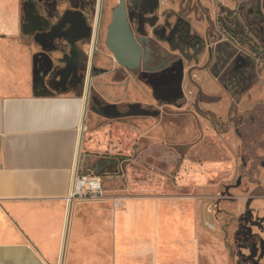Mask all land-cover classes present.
Returning a JSON list of instances; mask_svg holds the SVG:
<instances>
[{
    "label": "crops",
    "instance_id": "0c3cea01",
    "mask_svg": "<svg viewBox=\"0 0 264 264\" xmlns=\"http://www.w3.org/2000/svg\"><path fill=\"white\" fill-rule=\"evenodd\" d=\"M52 1L67 0H0V264H196L197 240L212 218L199 199L223 191L224 179L232 181L236 171L195 163L175 150L164 152L157 148L161 140L149 138L131 120V111L116 116L118 101L132 104L128 80L88 78L87 88L68 87L76 74L78 44L90 37L84 16L63 9L52 35L38 42L28 40L23 25V16L38 2L46 7ZM224 1L217 0L229 18L234 9ZM215 2L209 3L213 23L218 19ZM259 4L246 16L243 5L241 32H232L229 20L221 27V40L207 46L222 45L223 58L236 50L229 62L240 56L264 67V45L260 55L243 42L250 34L248 19H264V0ZM195 33L205 40V25ZM53 38L73 52L48 62L42 53L53 47ZM184 62L172 85H150L155 102L170 106L165 93L175 85L183 96ZM214 65L215 57L203 63L204 87L238 95L228 78L220 79L223 69L214 70ZM260 71L264 91V68ZM98 103L113 111L102 112ZM103 159L118 161L116 167L98 171L103 197L68 201L75 175H95L94 165Z\"/></svg>",
    "mask_w": 264,
    "mask_h": 264
},
{
    "label": "rangeland",
    "instance_id": "374dc122",
    "mask_svg": "<svg viewBox=\"0 0 264 264\" xmlns=\"http://www.w3.org/2000/svg\"><path fill=\"white\" fill-rule=\"evenodd\" d=\"M224 2L229 10H236L246 5L244 10V16H246L248 9H259L261 0H225ZM188 3L190 5L198 3L208 7L210 13L213 12V7L208 4L210 3L208 0H126L134 22L135 33L139 36L152 37L157 41L155 45L161 50L162 55L185 61L186 81L183 85V96H179L178 86L174 84L175 89L172 92L169 89L167 90L169 93H165L173 103L164 108L162 104L151 98L154 95L153 87L150 84L147 86L146 82L134 75L135 73L119 67L105 47L106 29L111 21L112 10L118 5V0H101L98 40L93 52L91 30L95 24L98 0L52 1L45 3L46 7L44 3L38 2L32 13L23 16V25H25L28 40L38 42L41 37L52 35L63 9L67 8L69 12H80L90 27L91 36L78 44L76 50V75L82 77V80L79 83L76 81L69 83L68 87L79 88L82 85L83 89L87 88L88 78L107 77L112 80H128L127 88L133 95L132 104L124 106L118 101L115 115L121 116L131 111V120L140 126L149 138L161 140L159 142L161 145L157 148L164 152L175 150L181 155L185 154L187 159L195 163L227 165L231 166L233 172L242 173L247 180L246 186L249 191H253V196L259 199L250 206L251 217L258 220L263 211L262 201H264V168L262 167L264 163V91H262L263 83L259 84L260 70L264 67L259 65L261 69L258 70L255 64H250L249 67L243 68L247 80L253 78V81L242 85L245 89L242 94L240 92L238 95H231L221 90L206 89L203 85L205 80L201 74L203 63L207 59L205 44L198 49L197 54L192 49L174 51L165 42L156 38L153 32L163 20H173L171 15L181 12L182 5L186 6ZM186 16L191 23L193 33L197 35L195 29H203L204 21L200 20L196 13L191 12ZM252 20L257 23L252 26L253 31L248 29L250 34L244 38L243 42L249 43L250 48L254 45L259 54V49L264 45V30L261 31L258 24L264 19L259 17L248 19V21ZM241 21H247L246 17ZM242 29L245 33L246 25ZM239 31H242L240 27ZM202 41L204 43L205 40L202 39ZM52 46L42 53L45 61L51 62V58L58 54L62 56L73 52L64 49V44L59 39L53 38ZM91 54L93 62L89 69ZM57 67L63 68L60 64ZM194 76L197 79H194ZM249 76L251 77L248 78ZM48 84L47 82V86ZM257 87L260 89L259 96H256L254 92ZM88 93L95 96L93 88H90ZM136 96H138L137 99ZM98 104L101 111H105L106 114L113 111L109 105ZM231 179V177L224 179L222 190L224 186L232 183ZM219 180L221 181L219 178L215 179L217 183ZM235 191L243 194L242 189L238 187L229 190V193L235 195ZM222 192L218 191L199 199V202L211 212L212 218L208 219L203 226L204 236L197 240L196 264H231L221 231V220L225 221V218L217 220L214 212V209L224 207L229 209L232 206L221 199ZM218 200L219 204L216 203Z\"/></svg>",
    "mask_w": 264,
    "mask_h": 264
},
{
    "label": "flooded vegetation",
    "instance_id": "af4514ba",
    "mask_svg": "<svg viewBox=\"0 0 264 264\" xmlns=\"http://www.w3.org/2000/svg\"><path fill=\"white\" fill-rule=\"evenodd\" d=\"M124 1L127 12V20L131 32L133 33L135 38L140 37L147 40V42H143L142 44V48L144 50L142 60L145 58V55L149 56V59L146 63V68L148 69L147 71L143 70V65L141 63L140 68L138 70L129 72L135 73V76L150 85H156L159 83L161 84L162 81L164 83L172 85L174 83V80L176 79L175 76H177V72L180 69V63L182 60L162 55L161 50L157 47V45H155L157 44V41L153 40L152 37L139 36L135 33L134 22L131 13L127 8L126 0ZM242 8L243 5L238 9L234 10L232 13H230L231 17L228 18L227 11L224 10L223 6L221 5V2H217L216 0L214 11L217 12L218 19H216V22L213 23L210 20V12L208 7L199 5L198 3H195L194 5H190V3H188L186 4V6L182 5L181 12H178L177 14L173 13V15H171V18H173V20H163L162 23L158 24L153 30L154 36H156V38H158L160 41L165 42L174 51L179 52L183 51L184 49H192L194 53L197 54V51H199L198 49L202 48L205 44L208 55L207 57L209 58V60H211L212 57H215L216 59V65H214V70L223 69V73H221L220 79L223 80L228 78L231 84L235 87V93L243 92L244 88H242V85H244V83L248 84L252 81V78L251 80H247V77L245 76L243 71V68L249 67L250 64L244 59H242L240 56H236L235 60H231V62H229L230 58L233 55L237 54L236 50L234 49H231L229 53H226L227 56H224L223 58L219 56L221 51L224 49L222 45H217L214 48L207 46L208 41L221 40L219 39V37L222 38L224 36L221 27L225 28L227 24L226 22L229 20H231V26L233 27L232 32L236 34L239 33L238 25ZM247 11L249 13V9ZM191 12L196 13L197 17H199L200 20L204 21L206 28V39L204 43L202 39L198 38V36L195 35L192 31L191 23L188 20V16H186ZM224 13L225 16L222 18V14ZM100 16L101 11L98 18L96 12L95 24L93 30H91L92 44L95 43V45L97 44L98 40ZM231 18H233V20ZM257 20L259 21V19ZM255 23L257 22H253V20L249 22V26H251V29L252 26L255 25ZM258 25L261 31H263L264 20H261ZM215 26L218 30H215ZM88 28L90 31L89 26ZM94 34H96V38H94ZM85 40L86 39L81 40L79 44ZM146 50H148V52H146ZM238 71L240 72L238 73ZM250 77L251 76H249L248 78ZM193 78L197 79L195 76ZM81 80L82 77H78L76 74H74V77L72 79H69V83L72 84L75 81L76 83H79ZM245 87H247V85ZM164 107L166 106H163V108ZM262 167L264 168V163L262 164ZM246 183L247 180L244 175L236 171V174L230 186L242 189L243 196L245 197L244 200L241 202L240 198H237L236 195L231 196L229 194V189L224 188L221 199L225 201L226 204L232 206L229 209L225 207L222 209L218 208L217 210L214 209V212L216 214L215 216L217 220H221L223 217L225 218V221L221 220V231L226 253H228L229 258L231 259V264H264V201H262L263 211L261 213L260 218L258 220L253 219L250 215V206L255 200L259 199L253 196V191H249V188L246 186ZM219 202L220 201L218 200L216 203L219 204Z\"/></svg>",
    "mask_w": 264,
    "mask_h": 264
},
{
    "label": "water",
    "instance_id": "95a60500",
    "mask_svg": "<svg viewBox=\"0 0 264 264\" xmlns=\"http://www.w3.org/2000/svg\"><path fill=\"white\" fill-rule=\"evenodd\" d=\"M101 11V0H98L97 7V18L100 15ZM96 34H94V38ZM143 42H147L146 39L137 37L135 38L129 23L127 20V12L124 0H119V4L112 11V20L110 25L107 28L105 47L110 52L114 58L117 65L128 71H135L140 68L142 63L143 70L147 71L146 63L149 59V56L145 55V58L142 60L144 55V50L142 48ZM95 43L92 44V52L94 51ZM148 52V50H146ZM93 55L91 54L90 65H92ZM89 72V71H88ZM118 165L117 160L103 159L95 163L94 171L96 176H100L101 172L99 170L106 171L107 169H112ZM103 173V172H102ZM226 189H234L233 186H226ZM230 194V193H229ZM234 196L233 194H230ZM222 196V195H221Z\"/></svg>",
    "mask_w": 264,
    "mask_h": 264
},
{
    "label": "built area",
    "instance_id": "2783aa9c",
    "mask_svg": "<svg viewBox=\"0 0 264 264\" xmlns=\"http://www.w3.org/2000/svg\"><path fill=\"white\" fill-rule=\"evenodd\" d=\"M103 197L101 179L93 173H77L72 181L71 200H99Z\"/></svg>",
    "mask_w": 264,
    "mask_h": 264
}]
</instances>
